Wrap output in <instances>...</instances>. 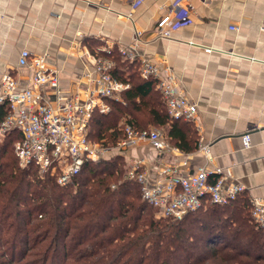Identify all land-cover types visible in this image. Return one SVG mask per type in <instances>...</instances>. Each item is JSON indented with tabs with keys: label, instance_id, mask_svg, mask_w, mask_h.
<instances>
[{
	"label": "crops",
	"instance_id": "0c3cea01",
	"mask_svg": "<svg viewBox=\"0 0 264 264\" xmlns=\"http://www.w3.org/2000/svg\"><path fill=\"white\" fill-rule=\"evenodd\" d=\"M167 14L187 18L163 39L155 24ZM84 40L96 41V53L125 49L157 65L196 104L183 129L192 150L171 145L167 126L156 128L169 149L139 143L128 150L150 180L166 165L182 173L204 167L210 179L242 184L238 197H264V0H0V72L21 85L30 75L17 65L22 50L58 71L63 96L87 85L84 74L93 70L81 56L92 50Z\"/></svg>",
	"mask_w": 264,
	"mask_h": 264
},
{
	"label": "trees",
	"instance_id": "16d2710c",
	"mask_svg": "<svg viewBox=\"0 0 264 264\" xmlns=\"http://www.w3.org/2000/svg\"><path fill=\"white\" fill-rule=\"evenodd\" d=\"M83 43L112 63L113 78L129 84L121 101H108V113H93L91 141L113 144L123 124L167 126L171 145L193 149L187 123L169 118L155 80L140 77L137 60H125L116 48L96 53V41ZM17 139L12 131L0 142V264H264V233L247 199L205 204L178 220L156 217L137 183L126 179L122 157L88 162L59 186L55 176L18 165Z\"/></svg>",
	"mask_w": 264,
	"mask_h": 264
},
{
	"label": "built area",
	"instance_id": "2783aa9c",
	"mask_svg": "<svg viewBox=\"0 0 264 264\" xmlns=\"http://www.w3.org/2000/svg\"><path fill=\"white\" fill-rule=\"evenodd\" d=\"M137 1L131 0L132 4ZM186 18L173 19L170 14L160 17L155 24L156 35L168 39L174 27L184 23ZM211 51L205 49L207 53ZM118 53L129 62L138 61L141 78L155 80L169 118L184 122L195 119L196 104L181 94L175 79L162 76L157 65L138 58L132 51L118 49ZM81 57L93 71L84 74L87 85L79 86L78 91L68 96L61 94L58 71L49 67L44 57L32 56L27 50H22L17 59V65L30 72L25 85L12 74L0 72V112L4 113L0 139L12 131L18 134L13 151L21 168L34 166L39 175H53L59 186H65L84 164L123 154L128 164L125 177L137 183L141 200L152 207L158 217L177 220L205 204H228L246 191L242 184H226L222 177L210 179L211 174L204 167L182 173L174 165H166L150 180L144 161L128 157L127 152L139 143H147L157 151L169 149L156 128L137 129L123 124L121 135L113 144L91 141L87 130L93 113H108V101H121V94L129 84L111 76L109 60L89 51L83 52ZM241 141L243 148H249L248 134H244ZM200 151L209 154L207 146H201ZM249 214L264 233V197L249 199Z\"/></svg>",
	"mask_w": 264,
	"mask_h": 264
},
{
	"label": "rangeland",
	"instance_id": "374dc122",
	"mask_svg": "<svg viewBox=\"0 0 264 264\" xmlns=\"http://www.w3.org/2000/svg\"><path fill=\"white\" fill-rule=\"evenodd\" d=\"M150 127L153 128L154 126H151V125H150ZM155 128H156V127H155ZM156 129H157V128H156ZM1 140H2V139H0V142H1ZM13 153H14V151H13ZM121 156L124 158V159H123L124 161L127 159L126 156H124L123 154H121ZM125 164H126L125 168L127 169V168H128V164H127L126 161H125ZM126 171H127V170H126ZM154 214H155V213H154ZM155 216L158 217L156 214H155Z\"/></svg>",
	"mask_w": 264,
	"mask_h": 264
}]
</instances>
